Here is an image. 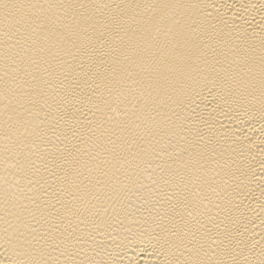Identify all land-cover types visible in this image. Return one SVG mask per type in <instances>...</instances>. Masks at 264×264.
Returning a JSON list of instances; mask_svg holds the SVG:
<instances>
[{
    "label": "bare ground",
    "instance_id": "6f19581e",
    "mask_svg": "<svg viewBox=\"0 0 264 264\" xmlns=\"http://www.w3.org/2000/svg\"><path fill=\"white\" fill-rule=\"evenodd\" d=\"M0 264H264V0H0Z\"/></svg>",
    "mask_w": 264,
    "mask_h": 264
}]
</instances>
